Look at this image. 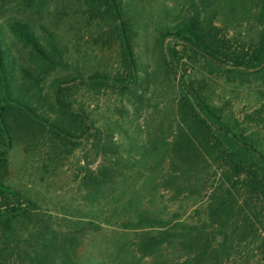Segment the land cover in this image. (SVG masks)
Returning <instances> with one entry per match:
<instances>
[{
	"label": "trees",
	"instance_id": "16d2710c",
	"mask_svg": "<svg viewBox=\"0 0 264 264\" xmlns=\"http://www.w3.org/2000/svg\"><path fill=\"white\" fill-rule=\"evenodd\" d=\"M52 1L49 15L76 21L77 35L89 28L101 48L117 44L119 67H89L86 53L34 19L0 23V264H264V102L239 118L209 85L215 73L264 82V0H187L179 12L164 2L150 26L138 15L144 0L19 4L39 12ZM146 33L151 72L137 52ZM159 77L178 97L145 140L77 98L81 87L110 90L137 114ZM79 148L90 159L83 208L55 213L12 174L17 154L42 158L47 173ZM160 192L180 209L198 205L184 218ZM107 229L108 260L93 258L86 247Z\"/></svg>",
	"mask_w": 264,
	"mask_h": 264
},
{
	"label": "rangeland",
	"instance_id": "374dc122",
	"mask_svg": "<svg viewBox=\"0 0 264 264\" xmlns=\"http://www.w3.org/2000/svg\"><path fill=\"white\" fill-rule=\"evenodd\" d=\"M21 0H0V23L4 25L6 19L15 16L23 19H34L37 23L42 22L56 29L66 42H70V47H77L81 53L87 55V65L98 68H107L116 71L119 67V46L113 44L110 48H101L100 44H95L93 29H82L79 35L77 23L73 19L58 20L54 13L49 15L48 10L53 11L57 2H48L47 5L37 12V8H23L19 3ZM179 12L187 0H144L143 8L138 15L150 26L156 17V9L164 3ZM186 11L188 7H185ZM75 47V48H76ZM137 52L142 56L143 63H146L151 72L156 67V51L153 46V37L150 33L140 35L138 39ZM213 99L218 104L227 102L229 111L241 118L245 113L252 114L257 111L260 104L264 102V82L260 79L248 78L241 80L238 76H226L215 73L211 75L209 82ZM262 92V93H261ZM178 97V90L174 83H166L159 77L153 81L145 92V100L139 113L134 112V107L127 101H119L116 93L110 90L102 92L98 96L88 93L84 87L77 91V98L84 108L90 112L97 120L110 119L119 120L124 124L129 136H136L138 140H145L149 131H153L160 121L166 123L171 118V110L174 100ZM166 120V121H165ZM151 127L154 128L151 130ZM264 136V128L262 129ZM86 150L76 149L66 159L50 168L49 172H41L42 158L17 154L12 158L11 171L16 182L26 188L37 192L45 200L47 207L55 213L67 214L74 208H83L85 201L82 198L83 190L79 189L81 169L90 162L89 157L84 158ZM95 166V165H94ZM93 166V167H94ZM162 197V198H161ZM156 200H161L162 204L168 206L169 212L179 208L178 202H170L167 193H157ZM104 202V201H103ZM198 205V204H197ZM197 205L189 202L182 203L180 212L184 218ZM69 208V209H68ZM113 230L107 229L101 232L97 238V244L86 247V253L93 258L108 260L112 250L109 239ZM95 241V243H96Z\"/></svg>",
	"mask_w": 264,
	"mask_h": 264
}]
</instances>
